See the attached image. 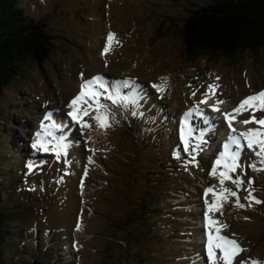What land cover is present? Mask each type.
Returning <instances> with one entry per match:
<instances>
[{
	"label": "rangeland",
	"instance_id": "rangeland-1",
	"mask_svg": "<svg viewBox=\"0 0 264 264\" xmlns=\"http://www.w3.org/2000/svg\"><path fill=\"white\" fill-rule=\"evenodd\" d=\"M18 2L29 18L45 23L52 45L41 63L26 60L0 97V180L13 185L4 202L7 229L16 241L9 244L6 264L39 256L49 257L48 264H206L207 230L198 226L206 210L204 190L221 188L219 175L210 172L230 131L224 113L234 115L241 100L264 90V49L232 57L189 55L181 29L203 0ZM109 32L114 34L111 50L101 55ZM98 75L109 81L131 78L141 85L146 93L140 104L143 117L107 102L109 127L85 117L92 127L84 134L78 125L71 128L69 138L75 143L66 157L69 163L63 156L57 160L51 152H36L31 144L45 114L68 123L69 102L83 80ZM165 78L161 98L151 85ZM210 84L216 86L211 92ZM205 93L211 105L223 101L217 104L219 111L199 103ZM194 106L203 109V116L192 113L188 119L191 143H203L202 150L190 155L180 127L183 113ZM253 115L264 118V111L235 115L237 133L259 127L240 122ZM195 125L204 133L197 127L194 131ZM29 160L36 165L31 172ZM261 160L244 142L240 167L230 174L239 175L243 184L225 181L223 187L237 192L245 207L229 196L210 213L225 225L221 234L244 249L233 264H264ZM207 199L211 203V193ZM42 244L49 249H41Z\"/></svg>",
	"mask_w": 264,
	"mask_h": 264
},
{
	"label": "snow or ice",
	"instance_id": "snow-or-ice-1",
	"mask_svg": "<svg viewBox=\"0 0 264 264\" xmlns=\"http://www.w3.org/2000/svg\"><path fill=\"white\" fill-rule=\"evenodd\" d=\"M114 41V34L109 32L107 34L106 43L102 49L101 55H106L111 50V46ZM83 77V74H81ZM219 79V77H217ZM157 93L162 94L166 88V78L162 80L160 84L153 83L151 85ZM216 87L215 85H208V89L211 90ZM214 94V93H213ZM193 95H196L194 92ZM146 96V93L141 85L131 78H125L122 80L109 81L103 76H95L87 80H83L80 85V92L76 95L68 104L69 111L67 117L68 123L57 122L53 120V113L47 112L40 122L39 130L34 134L31 147L36 152H51L59 160L62 156L65 157V163H69L66 159L69 149L75 143L70 140L71 128L78 125L81 134H84L87 129L92 127L91 123L85 117H91L101 128H107L110 126L109 120L111 118L110 102L111 106L124 107L132 109V115L134 117H143V112L140 111V104L142 99ZM209 99L208 93H205L204 97L199 103H207ZM223 103V101H217L216 104L210 105L213 111H219L217 104ZM251 109L253 113L257 111H264V90L245 97L240 101L239 105L232 109V113L239 114L242 111ZM192 113L198 116H203V109L198 106L187 109L182 115L181 127H180V140L183 143L184 151L189 153L198 152L201 149L200 145L203 143L201 139L195 146H192L193 132L192 128L188 126V119ZM224 119L227 121L228 133L227 141L223 145V151L219 152L215 162L212 165L210 175H219V183L221 188L216 191L214 187H208L204 190V220L205 228L207 230V242L205 245L207 261L206 264H233L234 259L244 251L241 245L235 240L230 239L221 234V229L225 225L219 224V222L210 217V213L218 211L222 208L223 201L227 200L229 196L236 197V205L238 207H245L240 203L237 192L223 187L225 181H231L237 187L243 184L242 178L237 175L233 178L231 173H236L240 167V157L244 148V142L247 144V148L253 150L255 155L261 157V162L264 163V118L257 119L253 115L248 120L240 121L243 124L255 123L259 125L256 128H248L246 131L237 133V130L233 127V121L236 119L235 115L224 113ZM48 123H45V122ZM59 132L60 134H57ZM88 139H91L90 137ZM258 149V150H257ZM91 151V150H90ZM174 155L179 158L178 153ZM91 160V157H89ZM190 162H195V158ZM36 166L32 160L27 162V168L29 172ZM255 168V165H251ZM251 183V180H249ZM212 194V201L209 203L207 199L208 194ZM249 199L255 200V197L249 193ZM260 203L259 200L255 201ZM247 219V217H246ZM219 225V226H217ZM77 230H79V224H77ZM239 264H246L241 260ZM251 264H259L258 261L253 260Z\"/></svg>",
	"mask_w": 264,
	"mask_h": 264
},
{
	"label": "trees",
	"instance_id": "trees-1",
	"mask_svg": "<svg viewBox=\"0 0 264 264\" xmlns=\"http://www.w3.org/2000/svg\"><path fill=\"white\" fill-rule=\"evenodd\" d=\"M181 35L192 56L222 53L232 57L245 50H262L264 0H203L186 17ZM51 45L52 36L45 23L29 18L18 0H0V97L20 66L29 58L41 63L48 57ZM170 133H174L172 127ZM12 186L0 180V264H6L9 244L12 240L16 242L7 229L9 212L4 202L12 193L13 189L8 192ZM34 248L38 250L35 245ZM41 249L49 248L42 244ZM46 260L51 261L49 257L39 256L22 264H48Z\"/></svg>",
	"mask_w": 264,
	"mask_h": 264
},
{
	"label": "bare ground",
	"instance_id": "bare-ground-1",
	"mask_svg": "<svg viewBox=\"0 0 264 264\" xmlns=\"http://www.w3.org/2000/svg\"><path fill=\"white\" fill-rule=\"evenodd\" d=\"M210 103L211 102H209V101H207V103H205V105H210ZM201 105H203L204 106V104H201ZM225 106V107H224ZM223 107L225 108V109H229V107H228V105H224ZM231 108V107H230ZM234 115H236V113L234 114ZM240 131H242V129H240ZM83 196V195H82ZM201 224V223H200Z\"/></svg>",
	"mask_w": 264,
	"mask_h": 264
},
{
	"label": "water",
	"instance_id": "water-1",
	"mask_svg": "<svg viewBox=\"0 0 264 264\" xmlns=\"http://www.w3.org/2000/svg\"><path fill=\"white\" fill-rule=\"evenodd\" d=\"M193 154V153H192Z\"/></svg>",
	"mask_w": 264,
	"mask_h": 264
}]
</instances>
